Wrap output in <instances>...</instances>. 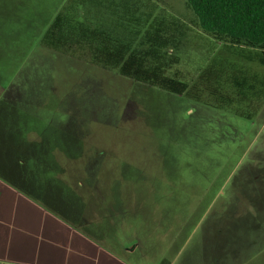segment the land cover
I'll return each instance as SVG.
<instances>
[{
    "label": "rangeland",
    "instance_id": "obj_1",
    "mask_svg": "<svg viewBox=\"0 0 264 264\" xmlns=\"http://www.w3.org/2000/svg\"><path fill=\"white\" fill-rule=\"evenodd\" d=\"M40 1L47 12H32L37 0H30L31 7L0 0V183H48L50 191L62 193L59 201L70 217L78 218L69 223L126 262L174 261L181 249L175 264H217L219 254L232 264L226 256L238 250V239L223 230L226 215L217 217L230 207L252 208V192L264 183V106L254 119L226 115L50 49L41 32L64 0ZM157 1L159 13L191 21L186 0ZM192 26L170 51L180 57L170 73L190 81L215 45ZM210 120L219 147H204V139L195 147L196 134L210 137ZM227 135L235 143L224 140ZM53 141L60 146L47 159ZM35 156L42 157L36 159L42 170H55L37 172ZM51 183H85L86 198ZM93 189L108 192L97 196ZM107 214L109 220L100 219ZM259 257L254 264H262Z\"/></svg>",
    "mask_w": 264,
    "mask_h": 264
},
{
    "label": "trees",
    "instance_id": "obj_2",
    "mask_svg": "<svg viewBox=\"0 0 264 264\" xmlns=\"http://www.w3.org/2000/svg\"><path fill=\"white\" fill-rule=\"evenodd\" d=\"M100 1L67 0L44 29V46L89 59L123 76L226 115L254 119L260 114L264 106V0H186L194 13L189 24L159 13V4L153 0H131L130 5L112 6L114 9L108 12L99 10L103 6L99 5ZM192 25L215 45L209 60L190 81L170 73L173 65L180 62L179 55L170 51L178 48L183 38L195 30ZM208 122L211 123L208 125L211 129H207L210 137L198 138L196 134L192 138H195L192 141L195 147L200 139H204V147H219L217 143L221 139L212 131L214 123ZM224 140L235 143L228 135ZM56 146L60 145L55 141L48 146L47 159L54 156L51 149ZM33 158L38 165L37 172L49 174L55 170L53 166L42 170L43 161L36 160L39 156ZM20 159L26 164V157ZM252 194H256L250 200L252 208L230 207L217 217L221 220L226 215L225 220L229 222L223 230L232 232V237L238 239L234 244L243 249L234 254L228 251V257L236 256L244 263L255 260L256 255L264 257V183H259ZM227 211L230 213L225 214ZM160 264L171 262L165 258Z\"/></svg>",
    "mask_w": 264,
    "mask_h": 264
},
{
    "label": "crops",
    "instance_id": "obj_3",
    "mask_svg": "<svg viewBox=\"0 0 264 264\" xmlns=\"http://www.w3.org/2000/svg\"><path fill=\"white\" fill-rule=\"evenodd\" d=\"M153 1L159 4L157 0ZM19 2L21 4V0ZM22 2L24 5H31L30 0L28 3L27 0H22ZM62 3L54 11L59 12L60 7L64 4ZM126 4L130 5L131 0H101L99 5L103 6L99 10L108 12L114 9L112 6H125ZM168 4L172 3L168 2ZM46 6L45 1L37 0L35 3L37 8L32 12H47L46 10L49 9ZM105 6L107 7L105 8ZM30 7L27 8L28 11L32 10ZM51 21L52 18L47 26ZM45 28H43L41 36ZM22 135L29 139L27 131L22 132ZM0 172L5 173L1 170ZM260 177L264 179V176ZM58 184H62L73 194L83 199L86 198L81 191V187L85 183H57V186ZM49 189L48 183H0V264H132L126 262L116 250L103 247L99 244L101 242L88 238L79 229L72 226L69 221H78V218L70 217L72 214L70 210L63 202L59 201V196L62 193H53ZM93 190L94 195L97 196L106 195L108 192L101 193L98 191L99 189ZM97 210L100 213L107 212L98 208ZM116 210L118 209L114 208V211ZM116 213L117 211L114 212V214ZM78 214L80 215L82 212ZM109 214L106 217L105 215L101 216L100 219L109 220L107 218ZM108 227L110 231L113 229L111 223L108 224ZM236 251L241 252L243 249L238 247ZM182 255L183 251L178 249L174 261L170 260L171 264H175V260L180 259ZM226 258L227 260L232 258V264H254V260L246 263L242 260L238 261L236 256L228 258L227 255ZM216 259L217 264H224L220 254Z\"/></svg>",
    "mask_w": 264,
    "mask_h": 264
}]
</instances>
